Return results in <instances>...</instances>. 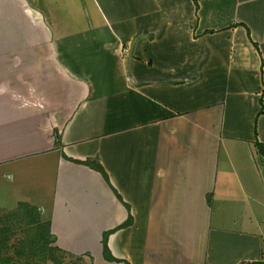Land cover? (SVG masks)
<instances>
[{
    "label": "crops",
    "instance_id": "obj_1",
    "mask_svg": "<svg viewBox=\"0 0 264 264\" xmlns=\"http://www.w3.org/2000/svg\"><path fill=\"white\" fill-rule=\"evenodd\" d=\"M0 110V172L67 252L264 263V0H0Z\"/></svg>",
    "mask_w": 264,
    "mask_h": 264
},
{
    "label": "rangeland",
    "instance_id": "obj_2",
    "mask_svg": "<svg viewBox=\"0 0 264 264\" xmlns=\"http://www.w3.org/2000/svg\"><path fill=\"white\" fill-rule=\"evenodd\" d=\"M143 92L146 91L143 90ZM144 96H146L148 99H151V96L148 95V93ZM9 111L10 110H6L7 118L1 119L5 121L9 120ZM0 113H3L2 110H0ZM16 114L17 110H14V115L11 113V116L13 115V118H16ZM7 126L12 127V123ZM100 132L101 130L97 131V134L101 135ZM95 135L96 133L94 134V136ZM1 144L2 143H0V152L3 153V151L1 150ZM51 144L52 142L49 145ZM3 159L4 156L0 157V161ZM71 161L72 163L79 164L81 166H87L89 167V169L91 168L92 170L96 171L103 178V180L109 182L105 168L100 163H94V165L91 166L89 165L90 162H84L82 160ZM0 173V264H90L87 256L74 255L70 252H67V250L63 248V246H66L68 244L64 243L61 237H55L52 235L51 223L42 219V212L40 211L39 207L19 202L20 196L19 192L16 191L15 188L16 182L14 183L12 180V171H4ZM83 182L85 184L79 185L74 190V193L70 196L71 202L68 201L70 213L75 215V220L82 219L81 216H76L79 211H81L82 213L91 214L93 208L92 205L97 201L96 199L91 197L100 195L95 183L94 185L89 181L85 182V180H83ZM12 187L14 188L11 189ZM10 195H13V197L16 198L10 201ZM77 201L80 203L79 206L75 203ZM88 203H91V205H87ZM83 204L87 205V210L82 209ZM30 213H32L31 220L32 222L34 221V223H31L26 227L27 222L25 221L24 217L27 215L29 216ZM35 218H39V221L41 222L49 223V235L44 237L45 234L43 230L36 231V229L40 228V226L35 224L37 223ZM89 227L90 226H87V228ZM44 246H47V249L50 248V250H52L47 252V256H49L51 259L48 258V260H44V255L42 257V254L38 252L39 250H42L41 248H44Z\"/></svg>",
    "mask_w": 264,
    "mask_h": 264
},
{
    "label": "trees",
    "instance_id": "obj_3",
    "mask_svg": "<svg viewBox=\"0 0 264 264\" xmlns=\"http://www.w3.org/2000/svg\"><path fill=\"white\" fill-rule=\"evenodd\" d=\"M256 147H257V150H258L259 154L264 158V144H262L260 142H257L256 143ZM21 206H23V205H21ZM31 215H32V213H30L29 216L27 215V216L24 217L25 221L27 222L26 227H27V225H29L31 223H34V221L32 222V220H31L32 219V216ZM35 220L37 222L35 224L40 226V228L36 229V231L43 230L44 231V234H45L44 237H46L47 235H49V230H50L49 223L41 222V221H39V218H35ZM41 228H43V229H41ZM107 236L105 235L104 252H105V257L109 258L108 256L110 255V253H109L108 247L106 245V238H107ZM41 249L42 250H39L38 252H40L42 254V257L44 255L43 259L44 260H48V258L51 259L49 256H47V254H48L47 252L52 251V250H50V248L47 249V246H44V248H41ZM256 264H264V263H256Z\"/></svg>",
    "mask_w": 264,
    "mask_h": 264
}]
</instances>
